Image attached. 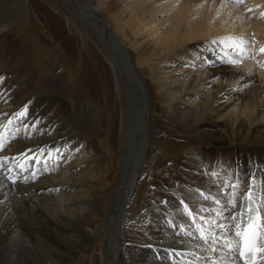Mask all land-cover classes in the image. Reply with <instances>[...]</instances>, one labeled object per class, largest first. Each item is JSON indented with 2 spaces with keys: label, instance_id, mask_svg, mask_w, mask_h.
I'll return each instance as SVG.
<instances>
[{
  "label": "bare ground",
  "instance_id": "bare-ground-1",
  "mask_svg": "<svg viewBox=\"0 0 264 264\" xmlns=\"http://www.w3.org/2000/svg\"><path fill=\"white\" fill-rule=\"evenodd\" d=\"M17 1L0 0V264H244L247 196L264 219V0H45L99 38L105 98ZM167 135L189 149L157 174Z\"/></svg>",
  "mask_w": 264,
  "mask_h": 264
},
{
  "label": "rangeland",
  "instance_id": "rangeland-1",
  "mask_svg": "<svg viewBox=\"0 0 264 264\" xmlns=\"http://www.w3.org/2000/svg\"><path fill=\"white\" fill-rule=\"evenodd\" d=\"M5 1L6 0H3V2ZM16 1L17 0H7L9 5L11 4V2L13 3ZM26 1L27 3L32 4V7H34V8L31 7V11L33 12L35 11L38 15L39 18L38 26L42 28L43 31L42 36L48 42H50V40L51 42H56V43L58 42L57 45H59V47L64 52V56H66V58L68 57L76 58L75 60L76 62L78 61L80 63V67L82 64H85L86 62L89 66L88 70L92 72L93 80L95 82V86H92L93 96L97 97V95H100L102 98H105L104 86L102 84L101 78L98 75V69L95 68L92 59L95 58L97 60V64H99L102 61L103 64L107 65V61L105 60L102 52L96 45L97 42L95 43V41L97 40L99 42V38H97V36L92 31L91 35L89 34L90 35L89 37H91L92 39L88 40L89 42L87 41V43L85 44L84 40L82 39V35L79 34L75 29L70 28L67 22L65 21V19L60 14H58V12L55 11V9L51 5H49L45 0H26ZM19 2L17 1V3ZM15 9L10 12V15H12L15 12ZM33 12L32 14H34ZM52 69H56L55 66H53ZM63 72L64 69L61 70L60 74H63ZM66 81L69 82V80ZM104 115H105L104 120L106 122V120L108 119L106 117V112ZM108 125L104 127L105 132L104 133L102 132V134L105 137L108 133L107 130L109 131L112 130V128H110V126ZM166 140L169 147L168 148L169 149L168 151L170 152L169 155L164 156L162 153H160L152 161V166L155 168L157 174H163V172L167 170V168L169 167V161H167V158L170 157V155L171 156L175 155L173 153L176 151V149L180 153L189 149L188 146L186 145L187 143L186 141H188L186 138L182 139L175 135H167ZM141 187L142 186L140 183L137 188V192L141 190ZM17 234H20L22 236L20 231H18L17 228H15V230L13 231L10 237L11 240L15 241L18 237ZM27 244H29V242ZM207 250L208 249H206V252ZM204 252L202 253V255L204 254Z\"/></svg>",
  "mask_w": 264,
  "mask_h": 264
},
{
  "label": "snow or ice",
  "instance_id": "snow-or-ice-1",
  "mask_svg": "<svg viewBox=\"0 0 264 264\" xmlns=\"http://www.w3.org/2000/svg\"><path fill=\"white\" fill-rule=\"evenodd\" d=\"M261 52H264V48L260 49ZM235 63V61H233ZM3 78L0 77V80ZM27 113V108L25 107L23 110H21L19 113L16 114L18 118H23ZM11 123V120L9 121ZM251 199V196L248 197ZM264 219H262L259 215L255 217L248 225L247 227L240 232H237V236L241 237V240L245 247V253L253 252L256 250V243L257 240H260V243L264 245ZM259 251L264 252V246H262Z\"/></svg>",
  "mask_w": 264,
  "mask_h": 264
}]
</instances>
